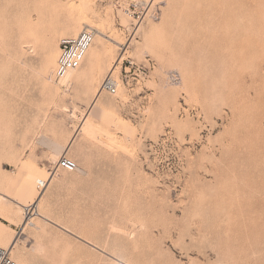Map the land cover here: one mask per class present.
Instances as JSON below:
<instances>
[{
    "label": "rangeland",
    "instance_id": "rangeland-1",
    "mask_svg": "<svg viewBox=\"0 0 264 264\" xmlns=\"http://www.w3.org/2000/svg\"><path fill=\"white\" fill-rule=\"evenodd\" d=\"M130 1L0 0V246L23 232L19 264H264V0H154L141 21ZM85 25L64 86L59 40ZM62 156L77 168L23 228Z\"/></svg>",
    "mask_w": 264,
    "mask_h": 264
},
{
    "label": "built area",
    "instance_id": "built-area-1",
    "mask_svg": "<svg viewBox=\"0 0 264 264\" xmlns=\"http://www.w3.org/2000/svg\"><path fill=\"white\" fill-rule=\"evenodd\" d=\"M128 9L132 12L133 16L136 18L143 17V10L139 9L135 4H130ZM94 40V31L92 29H85L81 31L77 36L70 38H62L59 41V53L57 58L56 69L54 77L56 80H60L64 77L67 72L73 68L78 67L83 62L86 52L89 46ZM102 88L113 94L116 92V84L113 79L108 77L102 83ZM58 166L61 169L67 171H73L76 169V162L67 156H62L58 161ZM43 183H38L37 187L41 189ZM32 212V208L29 206L28 209ZM0 264H19L15 258L11 255V250L9 248L0 247ZM118 264H125L124 262H119Z\"/></svg>",
    "mask_w": 264,
    "mask_h": 264
},
{
    "label": "bare ground",
    "instance_id": "bare-ground-1",
    "mask_svg": "<svg viewBox=\"0 0 264 264\" xmlns=\"http://www.w3.org/2000/svg\"><path fill=\"white\" fill-rule=\"evenodd\" d=\"M153 1L154 0H131L130 1V3H129V5L128 6H130V4L132 3V4H135L139 9H141V10H143V17H140V18H136L135 16H133V14H132V12L128 9V7L126 8V13L127 14H130L132 17H135L136 18V20L137 21H141V20H143L147 15H149L150 14V8H151V6H152V3H153ZM85 29H92L93 31H94V40H93V42L95 41V37H96V35H98L99 34V31L97 30V29H95L94 27H90V26H84V28L82 29V30H80L79 31V33L81 32V31H83V30H85ZM78 33V34H79ZM77 34V35H78ZM77 35H75V36H77ZM75 36H73V37H75ZM66 38H70V37H66ZM60 41V40H59ZM93 42H92V44H93ZM91 44V45H92ZM114 44H117V43H114ZM58 45H59V43H58ZM91 45L89 46V48L91 47ZM89 48H88V50H89ZM87 50V51H88ZM86 55H87V52H86ZM86 55H85V57H86ZM57 58H58V56H57ZM85 59V58H84ZM84 61V60H83ZM56 64H57V59H56V63H55V67H54V69L52 70V76H53V78H54V80H56L55 79V77H54V73H55V69H56ZM75 69V67H73V68H71L68 72H67V74L64 76V77H62L60 80H61V82H62V84L64 85V86H66V85H68V83H69V81H70V78H71V76H72V71ZM108 77H110L111 79H113L114 81H115V84H116V89H117V87H118V80L112 75V73H109V74H107L104 78H103V80H102V82H101V89L102 90H104L102 87V83H103V81L104 80H106ZM60 82V83H61ZM105 91V90H104ZM107 92V91H106ZM109 93V92H108ZM83 121L85 122L84 124H85V126H84V131L88 134V135H92L93 133H94V125L92 124V122L91 121H89V120H86L85 119V115H83ZM82 129V130H83ZM52 146H55V148H54V150L57 148L56 147V145H53V143H52ZM58 148H61V146H58ZM57 150V149H56ZM55 150V151H56ZM61 150H62V148H61ZM58 151V150H57ZM57 151H56V153H57ZM60 151V150H59ZM58 151V152H59ZM65 151V150H64ZM61 158V157H60ZM59 158V159H60ZM59 159L57 160V162L55 163V166H54V168H53V170L52 171H48L47 172V175L45 176V177H38V178H36L35 179V181H34V185H35V188H38L37 187V184L38 183H43L44 185H43V187L41 188V189H37L36 190V192H37V195H36V198L33 200V201H31V202H29V203H27V204H25V205H21L22 206V208H23V219H22V221H21V225H22V227L23 228H25L26 227V225L28 224V222L31 220V218L33 217V216H35L37 213H35L36 212V208H37V204H38V202L40 201V199L42 198V196H43V193H44V191H45V189L48 187V185L50 184V182H51V180L54 178V175H55V173L57 172V170H59L60 169V167L58 166V161H59ZM77 168V167H76ZM75 170V169H74ZM73 170V171H74ZM28 177V176H27ZM31 178V177H30ZM0 197L2 198V199H6V195H4V194H2V193H0ZM29 206L32 208V212H30L28 209H29ZM39 216H41V217H43V215H41V214H39ZM23 235V232H18L12 239H11V241H10V243H9V245H7V246H0V247H5V248H9V250H11V253H12V250H13V248H14V246H15V244L16 243H18V242H21V241H23V240H25V236L23 237L22 236ZM24 244V243H23Z\"/></svg>",
    "mask_w": 264,
    "mask_h": 264
}]
</instances>
